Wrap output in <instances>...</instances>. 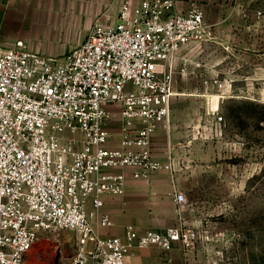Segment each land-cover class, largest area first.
I'll list each match as a JSON object with an SVG mask.
<instances>
[{
	"label": "built area",
	"instance_id": "1",
	"mask_svg": "<svg viewBox=\"0 0 264 264\" xmlns=\"http://www.w3.org/2000/svg\"><path fill=\"white\" fill-rule=\"evenodd\" d=\"M176 3L122 0L115 24L97 20L61 55L22 38L0 43V264H27L33 244L63 228L76 233L66 264H125L137 248L195 246L197 230L181 223L101 236L87 209L90 197L97 210L103 194H123L129 168L135 178L175 170L173 159L154 157L152 137L170 121L174 61L208 35L199 7L166 15ZM114 107L118 146L108 127ZM175 197L186 201L182 191ZM101 224H112L108 214Z\"/></svg>",
	"mask_w": 264,
	"mask_h": 264
},
{
	"label": "rangeland",
	"instance_id": "2",
	"mask_svg": "<svg viewBox=\"0 0 264 264\" xmlns=\"http://www.w3.org/2000/svg\"><path fill=\"white\" fill-rule=\"evenodd\" d=\"M199 8L208 35L173 63L176 112L160 150L175 153L172 180L186 198L175 224L197 230L190 250L214 264H264V0ZM75 248V231L63 228L37 240L27 264H66Z\"/></svg>",
	"mask_w": 264,
	"mask_h": 264
},
{
	"label": "crops",
	"instance_id": "3",
	"mask_svg": "<svg viewBox=\"0 0 264 264\" xmlns=\"http://www.w3.org/2000/svg\"><path fill=\"white\" fill-rule=\"evenodd\" d=\"M209 0H177L174 8L166 15L186 12ZM122 0H0V43L12 45L17 39L26 40L31 48L47 55H61L81 42L93 24L100 20L105 24L118 21ZM132 6L140 0H131ZM193 47L182 50L176 60L184 54H190ZM189 52V53H188ZM182 73L184 69L181 67ZM215 105V104H214ZM216 106V105H215ZM114 116L119 118L118 109L114 107ZM171 113L176 112V107ZM116 128L117 137L110 141L111 146L120 142V126ZM172 123L159 124L152 137L154 157L165 162L176 159L169 146L165 154L160 150L165 145L166 136H170ZM128 179L123 194L105 193L102 204L96 210L93 198L87 200L88 211L95 212L92 222L101 236L123 235L127 225H134L140 231L154 229L163 231L178 221L185 205H179L175 197L172 172L161 168L153 171L147 178H135L132 169L127 170ZM108 214L111 225H102L101 218ZM199 250H185L180 242L170 246L151 245L133 250L126 258L125 264H214Z\"/></svg>",
	"mask_w": 264,
	"mask_h": 264
}]
</instances>
